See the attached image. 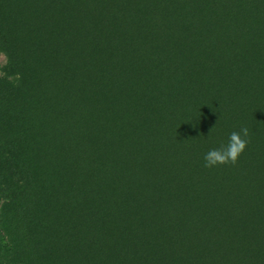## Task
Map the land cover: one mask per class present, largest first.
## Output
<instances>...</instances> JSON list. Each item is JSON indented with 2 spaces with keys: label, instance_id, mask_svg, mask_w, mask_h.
I'll list each match as a JSON object with an SVG mask.
<instances>
[{
  "label": "trees",
  "instance_id": "obj_1",
  "mask_svg": "<svg viewBox=\"0 0 264 264\" xmlns=\"http://www.w3.org/2000/svg\"><path fill=\"white\" fill-rule=\"evenodd\" d=\"M203 12L227 24L211 32L219 46L206 55L183 42L201 32H177L179 20L195 29ZM0 32H15L11 46L0 44L6 72L28 85L14 91L0 78L3 148L17 145L15 103L31 142L69 159L91 231L106 224L109 239L123 238L117 260L264 264V0H0ZM246 43L260 55L229 51ZM172 95L187 100L176 115L165 105ZM148 171L161 181L158 193L137 201ZM12 189L0 191L8 203L30 195L27 184ZM5 206L7 261L32 264L11 260ZM110 246L92 244L96 264L114 263ZM86 248L76 262L66 250L62 264H88Z\"/></svg>",
  "mask_w": 264,
  "mask_h": 264
},
{
  "label": "rangeland",
  "instance_id": "obj_2",
  "mask_svg": "<svg viewBox=\"0 0 264 264\" xmlns=\"http://www.w3.org/2000/svg\"><path fill=\"white\" fill-rule=\"evenodd\" d=\"M178 23H180L181 28L177 32H201L202 39L187 35L183 42L186 43V50H196L205 55L211 49H216L219 46L218 42L209 38L211 32L224 30L227 27L222 15H217V12L200 14L194 24L195 29L187 27L189 24L186 25V21L179 20ZM240 32L249 35L245 28ZM14 38L15 32H0V44L9 41L11 46ZM245 46L233 44L229 47V51L231 53L240 52L241 55H246L245 51L248 52L249 56L252 53L260 55L255 44L246 43ZM6 64L7 57L0 49V78L3 79L4 77L11 82L13 87H17L14 88V91L18 90V87L28 91V85H21L17 76L8 75L9 72L5 70ZM37 89L42 92L44 87L38 85ZM173 90L174 87L172 86ZM19 98L22 96H18L17 99ZM186 102L187 100L180 101L172 95V98L165 105L172 108L173 115H176L183 103ZM17 106L18 104L15 103L11 105L12 119L15 124L16 139L14 142L17 144L14 146L15 150L10 147L3 148L4 144L1 141L4 137L2 133L0 135V191L2 190L5 194L13 193L12 187L15 184L23 183L29 187L30 195L29 193L24 194L19 202L8 203L9 201L0 192V208L2 204L6 205L3 219H9L8 229L13 231L16 238L14 240L16 252L11 260L19 256L29 260L32 264H41L40 257H43L52 260L53 264H62V255L66 250H69L78 257L77 260H73L76 262L79 260L84 247H89V254L85 253V258L89 261L88 264H96V258L90 252L92 251V244L107 243V245H111L110 253L107 254L113 259L114 263L112 264H122V261L117 260L116 256L119 255L117 251L123 238L119 234H114L113 238L109 239L106 224H98L96 231H91L92 227L86 224L82 219L83 215L79 214L83 210L80 200L84 197L80 195L81 191L79 194L76 190L73 191L72 186L69 185V181L72 179V170L66 165L69 159L65 158L63 153L52 155L50 151H44L41 144L31 142V135L24 126L20 125L22 114ZM193 114L196 112L188 111L189 116ZM4 147L6 146L4 145ZM9 148L11 151L8 150ZM171 148L167 146V152H171ZM69 158L73 161V166L78 163L76 157ZM17 173L22 176H18ZM160 182L154 173L148 171L147 185L146 187L145 184L142 186L141 191L143 193L137 194L136 200L142 201L146 199L145 197L151 198V196L157 195L158 192L155 188ZM31 188H33V194ZM64 214L67 216L65 220L62 219ZM0 228L4 233V225L1 222ZM144 247L148 251L147 254L150 255L151 241H145ZM166 252L162 249V253ZM7 259H10V255L5 253L0 245V264H11V261L8 262ZM137 259L138 257L134 264H139ZM147 260V256L144 255L141 258L142 264H147ZM125 264L130 263L127 260Z\"/></svg>",
  "mask_w": 264,
  "mask_h": 264
}]
</instances>
